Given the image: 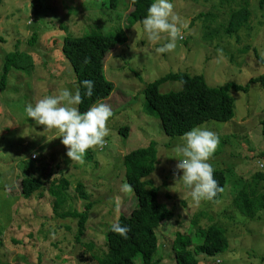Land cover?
Segmentation results:
<instances>
[{
  "label": "rangeland",
  "instance_id": "374dc122",
  "mask_svg": "<svg viewBox=\"0 0 264 264\" xmlns=\"http://www.w3.org/2000/svg\"><path fill=\"white\" fill-rule=\"evenodd\" d=\"M0 1V82L5 64L9 70L5 89L0 90V264H95L88 246H99L118 217L136 207L133 191L124 187L128 184L122 158L149 141L159 145L150 179L158 189V201L173 210L172 218L157 230L164 254L160 264H174L172 245L177 234L190 239L193 248L211 225L221 229L227 248L215 258L197 256L198 264H264V209L260 219L249 221L230 205L247 179L259 170L264 173V157H258L264 152L259 126L264 118V93L259 84H248L264 74V0H172L181 38L173 50L162 54L155 48L165 40L152 44L139 24L127 26L131 0H118L114 9L106 0H48L39 5L34 0ZM242 6L250 19L236 33V41L224 30L231 12ZM215 30L222 35L207 42ZM119 31L125 41L104 63V76L113 85L110 96L100 101L112 110L107 135L102 145L86 150L82 162H70L60 133L29 120L24 107L64 88L77 89L72 67L61 53L65 36ZM33 34L36 40L30 45ZM13 56L30 57L32 68L18 71L6 62ZM169 73L201 75L211 88L248 85L245 90L229 92L235 104L232 120L204 123L220 140H227L216 146L208 161L213 171L227 177L220 200L191 201L189 190L177 181L181 174L175 170L179 138L166 136L155 114L147 109V88ZM180 89L179 82L170 81L157 87L161 94ZM124 127L128 128L126 138L119 133ZM28 175L40 177L44 186L25 199L20 181ZM61 178L71 188L84 185L93 205L80 244L73 232L75 222L53 213L49 185ZM69 195L71 204L63 211L82 212L84 202ZM135 263H140L139 256Z\"/></svg>",
  "mask_w": 264,
  "mask_h": 264
},
{
  "label": "trees",
  "instance_id": "16d2710c",
  "mask_svg": "<svg viewBox=\"0 0 264 264\" xmlns=\"http://www.w3.org/2000/svg\"><path fill=\"white\" fill-rule=\"evenodd\" d=\"M47 1L34 0L37 3L34 5ZM106 1L111 9H114L118 3V0ZM152 2L154 0H131L133 10L127 17V26L132 27L138 24ZM249 19L250 14L243 6L232 11L224 33L238 41L236 33L247 27ZM213 32L215 33L209 37L207 42H211L220 34L222 35L217 30ZM35 36L32 35L30 45H33ZM124 41L125 36L122 31L107 35L90 33L80 37L65 36L63 38L61 53L71 65L74 82L80 89L82 102L78 107L81 112L86 111L92 104L105 100L112 93L113 85L104 76V63L110 53ZM11 54L13 52L5 54L3 60ZM85 58H87V63H84ZM6 62L18 71L31 69L33 66V61L28 56L19 59L13 56ZM261 64L264 66L263 62ZM7 65L5 64L3 68L0 90L5 89V80L9 72ZM86 79L93 81V95L91 97L84 96V88L81 86V81ZM167 81L179 82L181 89L177 92L159 93L157 87ZM250 83L259 84L264 93V74L251 79L248 84ZM246 88L248 85L235 84L211 88L207 86L204 77L201 75L169 73L166 77L149 85L145 92V99L147 109L155 114L163 133L170 138H179L184 132L193 127L204 125L206 122L226 123L232 120L235 104L229 92H237ZM259 126L264 135V118L260 120ZM127 131L128 128L124 127L119 130V133H122L123 135H121L126 138ZM225 141L227 142V140L219 139L217 145L221 143L224 145ZM158 146L157 142L149 141L146 146L131 150L123 156L124 177L133 191L136 207L128 215H120L115 222L121 226H127L126 239L110 231L112 224L102 237L101 246L94 244L88 246L92 262L95 264H136L137 256L140 257L139 264H160L164 260V254L159 246L157 230H159V226L172 218L173 210L168 209L166 205L158 201V189L150 179L157 166ZM260 155L264 157V152L258 155L259 158H262ZM87 161L91 160L87 159ZM213 177L222 189L211 199L216 201L222 198L223 190L227 186V177L222 171H213ZM43 183L40 177L33 178L29 175L24 177L20 181L22 196L29 199L31 195L43 188ZM49 192L54 198L52 203L54 215L60 218H70L74 221L76 225V229L73 230L75 240L79 244L82 243L86 234V223L93 207L84 185L77 183L74 188H71L70 182L66 178H61L59 182L53 180L50 183ZM70 192L84 202L82 212L75 209L63 211L65 207L71 204ZM230 205L249 221L256 218L260 219L259 214L264 209V173L261 170L254 173L243 183L240 190L233 194ZM58 211L61 213L57 214ZM195 223L192 222V224ZM177 225H181V223H177ZM173 241L174 264H198L197 256L215 258L227 248V239L216 225L209 226L204 231L201 240L197 245H193V248H191V240L182 239L180 234H177Z\"/></svg>",
  "mask_w": 264,
  "mask_h": 264
},
{
  "label": "clouds",
  "instance_id": "9594fccd",
  "mask_svg": "<svg viewBox=\"0 0 264 264\" xmlns=\"http://www.w3.org/2000/svg\"><path fill=\"white\" fill-rule=\"evenodd\" d=\"M178 22L172 0H154L138 24L150 43L166 41L155 48L157 54H162L173 50L177 39L181 38ZM84 63H87V58ZM81 86L84 88V96L93 95L92 80L81 81ZM81 102L79 88L74 91L64 88L56 95H45L24 107L29 120L43 126L44 130L55 129L60 133V144L66 149L65 156L70 162H82L86 150L104 143L103 138L108 132L106 122L112 116L111 107L106 103H94L81 112L78 107ZM179 141L175 146L179 156L175 170L181 173L177 181L189 190L188 195L194 204L213 199L222 190L208 163L219 143L217 134L200 125L184 132ZM35 156L36 153H33ZM110 231L127 238V226L114 223Z\"/></svg>",
  "mask_w": 264,
  "mask_h": 264
}]
</instances>
